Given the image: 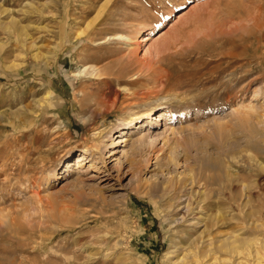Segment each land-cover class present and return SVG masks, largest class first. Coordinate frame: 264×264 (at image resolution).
Instances as JSON below:
<instances>
[{
    "label": "rangeland",
    "instance_id": "374dc122",
    "mask_svg": "<svg viewBox=\"0 0 264 264\" xmlns=\"http://www.w3.org/2000/svg\"><path fill=\"white\" fill-rule=\"evenodd\" d=\"M218 1L0 0V264H264V0Z\"/></svg>",
    "mask_w": 264,
    "mask_h": 264
},
{
    "label": "bare ground",
    "instance_id": "6f19581e",
    "mask_svg": "<svg viewBox=\"0 0 264 264\" xmlns=\"http://www.w3.org/2000/svg\"><path fill=\"white\" fill-rule=\"evenodd\" d=\"M223 0H219L218 1V6H220V5H223V2H222ZM263 1V0H262ZM231 0L227 3V4H230L231 5ZM233 3V2H232ZM257 3V2H256ZM259 3V2H258ZM264 4V3H263ZM262 4V2H260L256 7H258V11H260V14L264 11V5ZM219 8V7H218ZM221 9H223V8H221ZM223 11V10H222ZM212 12V11H211ZM257 12V11H256ZM216 13H217V11H216ZM216 13H214V15L213 16H211L210 17V19H209V22L207 23V24H199L197 27H198V30L197 31H199L198 32V34L200 33V32H202L203 33V35L202 34H200V35H202V36H200V37H198L197 38V36L196 35H198V34H196L195 36H194V38L196 39V43L197 42H201V41H205L207 38H210L211 36H214L215 35V33H218V31H220V30H222L223 28V25H224V23L226 22V19H224V18H221V16L219 15V14H216ZM219 13V12H218ZM235 14V13H234ZM233 14V15H234ZM228 15V14H227ZM223 21H224V23H223ZM262 24H263V26H264V21L262 22ZM225 26V25H224ZM158 28V27H157ZM169 46L167 45L166 46V48H168ZM220 47V46H219ZM214 49V48H213ZM220 49V48H219ZM164 50V49H163ZM205 51V50H204ZM206 52V51H205ZM212 53V52H211ZM225 55H227V54H225ZM231 57H232V54H231ZM164 57H159V61H161L162 59H163ZM226 58V57H225ZM223 59V58H222ZM238 63V62H237ZM220 64V63H219ZM222 64V63H221ZM220 64V65H221ZM232 64H234V62L232 63ZM227 65V64H226ZM229 65V64H228ZM235 65V64H234ZM230 67H231V65H229ZM229 68V67H228ZM165 69V68H164ZM223 69V68H222ZM166 74H168V73H166ZM167 76V75H166ZM160 79H161V77H160ZM161 81V80H160ZM166 84V83H165ZM169 84V83H168ZM163 87H165V85L163 86ZM248 188V187H247ZM223 244V243H222ZM221 245V244H220ZM222 246V245H221ZM231 246V245H230ZM220 247V246H219ZM225 247V246H224ZM234 247V246H233ZM3 249V248H2ZM233 250H235L236 248H232ZM5 250V249H4ZM253 250V249H252ZM256 250V249H255ZM256 251H258V250H256ZM256 253H258V252H256ZM195 255V254H194ZM197 256H195V258H196Z\"/></svg>",
    "mask_w": 264,
    "mask_h": 264
}]
</instances>
